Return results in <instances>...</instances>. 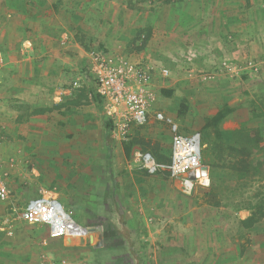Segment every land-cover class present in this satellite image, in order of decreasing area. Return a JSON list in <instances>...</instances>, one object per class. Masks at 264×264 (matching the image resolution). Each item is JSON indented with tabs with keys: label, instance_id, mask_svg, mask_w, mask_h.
Here are the masks:
<instances>
[{
	"label": "rangeland",
	"instance_id": "rangeland-1",
	"mask_svg": "<svg viewBox=\"0 0 264 264\" xmlns=\"http://www.w3.org/2000/svg\"><path fill=\"white\" fill-rule=\"evenodd\" d=\"M97 52L171 72L156 81L172 98L160 94L128 138L168 154L171 128L156 112L202 141L204 119L229 105L222 130L264 144V0H0V264H264V217L243 224L264 203V152L261 174L238 180L201 143L217 189L182 195L167 165L149 173L137 153L152 154L137 147L127 160L106 130L89 69ZM45 193L101 228L102 245L67 246L24 221L26 202Z\"/></svg>",
	"mask_w": 264,
	"mask_h": 264
},
{
	"label": "built area",
	"instance_id": "built-area-1",
	"mask_svg": "<svg viewBox=\"0 0 264 264\" xmlns=\"http://www.w3.org/2000/svg\"><path fill=\"white\" fill-rule=\"evenodd\" d=\"M89 69L95 80L96 94L103 101L105 116L112 124L111 135L123 141L132 136V126L146 123L153 103L160 95L156 80L171 77L166 66L141 65L124 56L103 52L91 55ZM156 118L171 128V164L168 169L174 187L187 197H192L199 186L210 187L209 171L203 170L205 164L201 157L200 134H180L176 119L161 111L156 112ZM137 155L144 161L149 173L164 169L163 165L155 163L150 154L138 152ZM0 197H8L7 187L1 179ZM21 217L29 224L45 227L51 239L79 243L76 246L85 245L90 236L96 238L102 234L98 229L78 223L74 212L66 210L52 193L30 198Z\"/></svg>",
	"mask_w": 264,
	"mask_h": 264
},
{
	"label": "trees",
	"instance_id": "trees-1",
	"mask_svg": "<svg viewBox=\"0 0 264 264\" xmlns=\"http://www.w3.org/2000/svg\"><path fill=\"white\" fill-rule=\"evenodd\" d=\"M160 94L162 97L172 98L173 90L166 88L161 89ZM95 100L103 102L101 97L97 94ZM188 109V104L182 102L178 114L183 118L188 112ZM232 113L233 109L229 105H225L214 115L208 116L204 119V124L202 126L203 137L201 141L202 145L205 147L203 156H205L206 159H209L213 155L214 150L217 149L220 153V158L223 161H227L228 165H226L232 175L238 180H244L256 173L261 174L260 166L256 161V156L260 153L263 154L264 144L262 142L263 139L258 136L252 137L246 133L241 135V129L238 131L222 130L221 125ZM105 128L109 133L111 132L112 124L110 121L106 124ZM137 147H140L144 152L151 153L156 163L165 164L167 166L171 164V151L167 154L159 144H152L149 141L140 140L139 137H133L129 138L127 141H123L122 148L127 160L131 158ZM206 164H210L211 166L210 189L213 191L217 189L219 183L215 165L211 160L206 161ZM167 175L170 176V172H168ZM252 209L251 216L243 221V224L246 227H252L264 217L263 202L253 206Z\"/></svg>",
	"mask_w": 264,
	"mask_h": 264
},
{
	"label": "water",
	"instance_id": "water-1",
	"mask_svg": "<svg viewBox=\"0 0 264 264\" xmlns=\"http://www.w3.org/2000/svg\"><path fill=\"white\" fill-rule=\"evenodd\" d=\"M203 170L208 172V171H209V167L206 166V165H204V166H203ZM98 230L101 231L102 229H101V228H98ZM94 242H95V237H94V236H90L89 242H87L86 244H94ZM102 242H103V238H102V236L99 234V240H98V244H97V246H101V245H102ZM65 244H66L67 246H76V245H79V243H71L70 240H67V241L65 242ZM86 244H85V245H86ZM80 245H84V244H80Z\"/></svg>",
	"mask_w": 264,
	"mask_h": 264
},
{
	"label": "crops",
	"instance_id": "crops-1",
	"mask_svg": "<svg viewBox=\"0 0 264 264\" xmlns=\"http://www.w3.org/2000/svg\"><path fill=\"white\" fill-rule=\"evenodd\" d=\"M159 66H161V65H159ZM159 86V85H158ZM157 86V87H158ZM44 110V111H43ZM48 110L47 109H43V108H40V109H37V110H35L33 113H35V115H37L38 117L37 118H40V117H43V116H41L42 114H44V113H46ZM35 119V118H34ZM7 124V123H6ZM63 204V203H62ZM65 206V205H64ZM97 240V242H98V240H99V234H98V237H96L95 238V241Z\"/></svg>",
	"mask_w": 264,
	"mask_h": 264
}]
</instances>
